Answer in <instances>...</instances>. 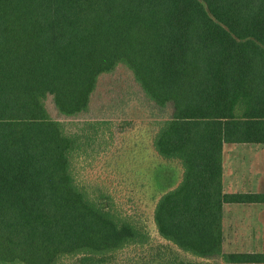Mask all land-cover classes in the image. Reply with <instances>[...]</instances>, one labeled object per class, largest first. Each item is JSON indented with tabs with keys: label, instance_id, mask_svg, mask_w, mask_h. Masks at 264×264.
<instances>
[{
	"label": "trees",
	"instance_id": "16d2710c",
	"mask_svg": "<svg viewBox=\"0 0 264 264\" xmlns=\"http://www.w3.org/2000/svg\"><path fill=\"white\" fill-rule=\"evenodd\" d=\"M122 68L136 96L95 103ZM226 145H264V0H0V264H264L224 252V207L264 203L225 193ZM123 149L157 239L80 175Z\"/></svg>",
	"mask_w": 264,
	"mask_h": 264
},
{
	"label": "rangeland",
	"instance_id": "374dc122",
	"mask_svg": "<svg viewBox=\"0 0 264 264\" xmlns=\"http://www.w3.org/2000/svg\"><path fill=\"white\" fill-rule=\"evenodd\" d=\"M131 74L125 69H119L114 75L105 77L99 88L95 103H108L115 96L125 97L126 100L133 99L136 96L137 88L134 89L132 85ZM129 88V89H128ZM130 91V92H129ZM130 93L128 95L127 93ZM133 102L128 101L129 106L132 107ZM125 103V102H124ZM123 105V104H122ZM121 105V106H122ZM97 106V104H96ZM95 107V105H94ZM49 109L54 119L64 120L59 116L54 109L53 105L49 102ZM97 109V108H96ZM99 113V111H96ZM95 112V113H96ZM140 115V113H135ZM141 116V115H140ZM139 116V117H140ZM234 150L229 159L225 161V165L228 168L239 165L243 171L249 170L250 162L247 161L245 164H240L242 161V156L239 152L244 149L241 146H233ZM145 151V150H144ZM239 151V152H238ZM246 155L244 154V157ZM134 157V151L131 149H123V151L118 154V158H121V168L118 170H113L107 168L108 164H100L94 166L93 168H87L86 170L81 171V177H84L82 180L89 181L93 184L102 185L106 183L109 185V191L115 193V197L118 202L122 204V207L128 213L136 214L142 219H146L152 235L156 237L154 227L151 225V215L154 207L153 197L155 188H153L152 183V164L143 160L141 163L133 164L132 158ZM157 167L161 164L156 162ZM175 170V169H174ZM117 172L116 177L121 180H126L129 182L133 172L136 173V180L142 181V184L145 186L138 187L131 184H123L124 186L115 185L118 183V180L114 178V173ZM141 173V174H140ZM176 175H178L177 170H175ZM156 179V178H155ZM168 176L164 175V182L167 181ZM235 182H243L242 186H225V191L227 193H248V192H257L256 186L249 185L245 180L234 179ZM233 181V183H234ZM103 182V183H101ZM232 183V184H233ZM103 186V185H102ZM155 187V186H154ZM92 189V188H91ZM94 189V188H93ZM157 189V181H156ZM132 197V198H130ZM261 206H247V205H227L224 207L223 215V234H224V252L227 254H246V253H263L264 254V227H262V221L264 222V213L260 215V218L256 216L255 213H259ZM233 223V225H232ZM256 240V242H252ZM257 241H262L259 243ZM223 264V262H221Z\"/></svg>",
	"mask_w": 264,
	"mask_h": 264
},
{
	"label": "crops",
	"instance_id": "0c3cea01",
	"mask_svg": "<svg viewBox=\"0 0 264 264\" xmlns=\"http://www.w3.org/2000/svg\"><path fill=\"white\" fill-rule=\"evenodd\" d=\"M233 146H241L244 149L243 151H238L240 156H242V161L240 164H245L247 161L250 162L249 170L243 171L239 165L235 164V166L228 168L225 165V161L229 159L233 153ZM244 154L246 155L244 157ZM234 179H240L242 181H246L251 186H256L257 192H248V193H227L225 191V186H242L243 182H235ZM223 187L224 191L227 194H257L264 198V145H226L224 147L223 152ZM234 181V183H233ZM233 183V184H232ZM227 206V205H226ZM247 206H261L259 213H255L256 216L260 218V215L264 213V203L257 205H247ZM224 211V210H223ZM224 219V215H223ZM225 225V219H224ZM233 225V223H232ZM262 227H264V222L262 221ZM252 242H256V240L252 239ZM262 243V241H257Z\"/></svg>",
	"mask_w": 264,
	"mask_h": 264
}]
</instances>
